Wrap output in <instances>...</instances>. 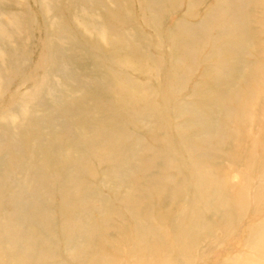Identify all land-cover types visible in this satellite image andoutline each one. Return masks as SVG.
<instances>
[{"label":"rangeland","instance_id":"374dc122","mask_svg":"<svg viewBox=\"0 0 264 264\" xmlns=\"http://www.w3.org/2000/svg\"><path fill=\"white\" fill-rule=\"evenodd\" d=\"M0 264H264V0H0Z\"/></svg>","mask_w":264,"mask_h":264},{"label":"bare ground","instance_id":"6f19581e","mask_svg":"<svg viewBox=\"0 0 264 264\" xmlns=\"http://www.w3.org/2000/svg\"><path fill=\"white\" fill-rule=\"evenodd\" d=\"M186 54V53H185ZM204 123V122H203Z\"/></svg>","mask_w":264,"mask_h":264}]
</instances>
